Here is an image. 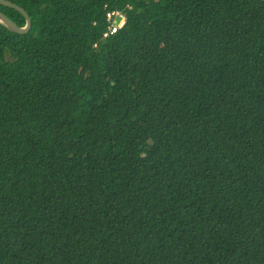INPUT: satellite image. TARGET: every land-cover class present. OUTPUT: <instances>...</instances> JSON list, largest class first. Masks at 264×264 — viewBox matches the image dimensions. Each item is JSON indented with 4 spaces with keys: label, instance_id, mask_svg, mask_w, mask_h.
<instances>
[{
    "label": "trees",
    "instance_id": "trees-1",
    "mask_svg": "<svg viewBox=\"0 0 264 264\" xmlns=\"http://www.w3.org/2000/svg\"><path fill=\"white\" fill-rule=\"evenodd\" d=\"M9 1L0 264H264V0Z\"/></svg>",
    "mask_w": 264,
    "mask_h": 264
},
{
    "label": "water",
    "instance_id": "water-1",
    "mask_svg": "<svg viewBox=\"0 0 264 264\" xmlns=\"http://www.w3.org/2000/svg\"><path fill=\"white\" fill-rule=\"evenodd\" d=\"M0 5L20 11L26 18V23L20 26L15 21H13L8 15L0 11V23H2L11 32L17 34L27 33L30 31L32 27V18L24 7L19 4H15L9 0H0Z\"/></svg>",
    "mask_w": 264,
    "mask_h": 264
},
{
    "label": "built area",
    "instance_id": "built-area-1",
    "mask_svg": "<svg viewBox=\"0 0 264 264\" xmlns=\"http://www.w3.org/2000/svg\"><path fill=\"white\" fill-rule=\"evenodd\" d=\"M108 21L109 30L105 33V35H109L110 33H116L118 29L124 26L127 21V16L120 10H108Z\"/></svg>",
    "mask_w": 264,
    "mask_h": 264
}]
</instances>
